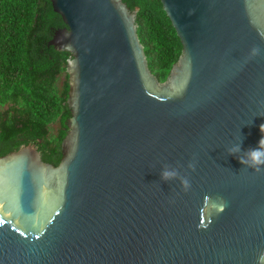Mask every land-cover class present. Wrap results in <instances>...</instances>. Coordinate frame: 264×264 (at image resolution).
<instances>
[{
	"label": "water",
	"instance_id": "1",
	"mask_svg": "<svg viewBox=\"0 0 264 264\" xmlns=\"http://www.w3.org/2000/svg\"><path fill=\"white\" fill-rule=\"evenodd\" d=\"M49 1L67 134L57 167L0 157V264H264V169L227 154L264 136V0H160L182 47L163 83L122 0Z\"/></svg>",
	"mask_w": 264,
	"mask_h": 264
},
{
	"label": "trees",
	"instance_id": "2",
	"mask_svg": "<svg viewBox=\"0 0 264 264\" xmlns=\"http://www.w3.org/2000/svg\"><path fill=\"white\" fill-rule=\"evenodd\" d=\"M122 1L135 12L148 70L163 83L182 47L160 0ZM60 28L64 25L49 0H0V106H6L0 110V157L33 145L42 162L60 163L70 117V54L45 44L47 33ZM54 121L58 127L51 134Z\"/></svg>",
	"mask_w": 264,
	"mask_h": 264
},
{
	"label": "clouds",
	"instance_id": "3",
	"mask_svg": "<svg viewBox=\"0 0 264 264\" xmlns=\"http://www.w3.org/2000/svg\"><path fill=\"white\" fill-rule=\"evenodd\" d=\"M258 51V49H253V55ZM260 130L264 131V125L260 126ZM239 153H241V140L238 144L228 148L227 154L238 156L239 163L244 167L257 173L261 172L264 169V136L260 139L257 148L249 149L243 152V155H238ZM187 167L189 170L194 171L195 163L190 162ZM160 180L163 182L178 181L183 191H188L191 188L190 179L188 176L181 174L179 167H172L167 164L163 165L160 171Z\"/></svg>",
	"mask_w": 264,
	"mask_h": 264
},
{
	"label": "rangeland",
	"instance_id": "4",
	"mask_svg": "<svg viewBox=\"0 0 264 264\" xmlns=\"http://www.w3.org/2000/svg\"><path fill=\"white\" fill-rule=\"evenodd\" d=\"M61 78L58 80V84H60ZM6 106H0V110H4ZM58 127V124L56 121H54L50 126H49V131L51 134H54L56 132V129Z\"/></svg>",
	"mask_w": 264,
	"mask_h": 264
},
{
	"label": "snow or ice",
	"instance_id": "5",
	"mask_svg": "<svg viewBox=\"0 0 264 264\" xmlns=\"http://www.w3.org/2000/svg\"><path fill=\"white\" fill-rule=\"evenodd\" d=\"M0 223H2V221H0Z\"/></svg>",
	"mask_w": 264,
	"mask_h": 264
},
{
	"label": "flooded vegetation",
	"instance_id": "6",
	"mask_svg": "<svg viewBox=\"0 0 264 264\" xmlns=\"http://www.w3.org/2000/svg\"><path fill=\"white\" fill-rule=\"evenodd\" d=\"M60 29H62V28H60Z\"/></svg>",
	"mask_w": 264,
	"mask_h": 264
}]
</instances>
